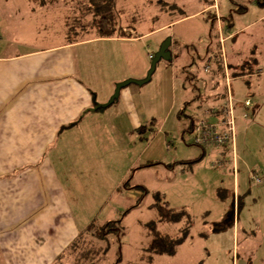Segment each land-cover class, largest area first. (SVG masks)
Returning <instances> with one entry per match:
<instances>
[{
  "label": "crops",
  "instance_id": "crops-1",
  "mask_svg": "<svg viewBox=\"0 0 264 264\" xmlns=\"http://www.w3.org/2000/svg\"><path fill=\"white\" fill-rule=\"evenodd\" d=\"M205 1L191 12L150 26L138 34L129 30V21H123L121 24L128 27L125 31L129 33L127 36L100 37L96 30L89 31L84 29L82 24L75 23L68 24L66 30L63 21L64 34H45L42 35L45 38H55L37 43L33 40L36 35L31 32L28 39L15 42L14 48L9 49L5 44L9 43L12 35L7 40L0 31V264H69L70 260L74 262L75 256L70 251V246L88 227V222L78 221L74 214L85 213L88 207H92L90 210H94L93 212H100L106 202L111 201L107 211L109 214L105 216L108 219L105 221H109L115 220V214L123 209L124 212L147 204L143 202L145 192L140 191L145 188L143 179L135 184L139 186L137 190L125 182L131 171L133 176L136 173L137 157L128 167L122 168L118 178H115L117 181L114 182L118 186L117 189L113 191L110 188L108 194L102 192V185L96 184L100 192H94L95 195L90 196L85 194L83 197L70 182L105 181V136L116 138L119 135L118 144L121 143L125 152L135 148L138 143L142 146L140 154L145 153L147 147H152L153 132L148 126L141 86L131 83L121 89L118 99L107 106L108 108H92L110 98L116 83L129 78L145 77L150 64L145 63L143 56L140 64H135L139 57L135 53L134 45L141 43L140 47L143 48L142 42L146 37L162 28L171 27L175 22L184 21L188 16H199L214 9L215 17L212 19L216 20L219 26L217 44L220 50L224 49V44L233 36L230 22L225 21L227 30L220 32V28L224 27L217 13V0ZM260 18H264V13H261L256 21H260ZM21 22L19 19L18 23ZM253 25L254 22L246 23L234 33L236 35L243 32L241 43L250 48V54L254 57L247 56L243 62L241 59L240 63L236 61L235 64H229L227 53L225 60L222 59V64H227L229 70L230 88L234 97V157L228 150L231 147H200V156L208 158L211 168H216L220 173L217 177L219 183L225 185L217 186V190L223 194L227 189L226 185H231V229L235 239L240 230V212H244L241 231L245 230V224L242 223L247 219L245 214L247 211L251 212L245 195H242L245 186L251 187V196L253 188L258 187L259 190L255 192L253 199L264 202V146L255 143L250 144L254 146L252 147L246 141L252 130L253 118L256 122L258 114L264 115V64H259L264 61V56L261 57L264 54V42L261 40L264 37V29L262 32L258 29L245 36L244 32ZM1 28L4 29L3 26ZM35 30L40 32L38 27ZM57 37L61 39L57 40ZM18 38L20 37H15V40ZM254 39L256 45L252 44ZM202 41L209 44L211 39L204 36ZM115 43L131 45L129 52L121 54L114 50L115 57L109 54V44ZM94 47L96 49H93ZM144 49L147 50L146 47ZM189 51L188 49L187 52ZM149 54L151 53L148 52L147 59H150ZM209 54L214 52L209 51ZM118 58L129 64H115L114 61ZM130 58L134 63H130ZM167 63L173 64L171 60ZM250 67L255 72L247 73ZM204 75L198 82L204 87L200 92L208 97L213 95L211 99L216 98L222 89L213 82L215 74L211 71ZM237 79L245 84L244 88H240V92L233 90V82ZM220 100H212V104H201L199 108H194V112L187 106L185 111L193 115L202 107L215 105L216 102L220 103ZM246 100H250L252 105L245 106ZM179 114L181 115V109ZM245 114H248V117H244ZM181 117H184L186 124V116ZM190 125L191 122L185 125L182 132ZM157 133L162 140L169 137L167 132L163 135L161 128L157 129ZM166 141L169 146L173 144L171 139ZM121 156L119 153V157ZM190 160L193 159L181 158L173 162L168 161L166 165L172 167L176 163L189 164ZM221 160L225 161L223 167L214 166L213 163ZM148 162L143 165H152ZM254 170L261 173L263 179L260 184L251 182V173ZM225 175L230 176L226 181ZM107 176L109 178L111 175ZM144 190L147 191L146 188ZM152 205L149 203L148 206L153 208ZM225 217L222 213L219 220L223 221ZM252 250L253 248L250 252Z\"/></svg>",
  "mask_w": 264,
  "mask_h": 264
},
{
  "label": "rangeland",
  "instance_id": "rangeland-1",
  "mask_svg": "<svg viewBox=\"0 0 264 264\" xmlns=\"http://www.w3.org/2000/svg\"><path fill=\"white\" fill-rule=\"evenodd\" d=\"M114 1L115 8L121 6L125 9L123 14L115 11L116 19L120 23L129 21L131 23L129 30L134 34L141 33L150 26L176 18L181 14L191 12L197 9L198 5L206 2L205 0ZM260 1H263V3H258L257 0H217V13L221 17L220 22L224 27L220 28V32L227 30L225 21L230 22V31L233 32V36L224 44V49H221V59L225 60V53H227L229 64H235L236 61L240 63L241 59L243 62L247 56L248 58L254 57L250 54V48L243 46L241 43L243 32H238L239 34L235 35V31L241 29L246 23L254 22L255 25L246 30L244 35L249 36L258 29L262 32L264 18H260L262 21H256L261 13H264V0ZM82 4L80 0H49L46 4L41 3L40 0H0V31L3 32L4 38L7 40L12 35L9 43L5 45L9 49H13L16 43L22 41L21 39H28L31 32L36 35L33 40L37 43L54 39L55 37L45 38L42 35L51 32H55L54 34L57 35L62 32L63 24H66L65 28L67 30L68 24L71 22L75 25L82 24L83 28H87L89 31L95 30L86 23L94 17V12H84L81 16ZM239 6L241 9L237 10ZM214 14L213 9L208 13L198 14L199 16H188L184 21L175 22L171 27L162 28L163 30L160 29L146 37L142 42L143 48L140 47L141 43L133 46L139 57L135 64H140L141 56H143L146 64H150L151 59L146 57L148 52L154 55L161 43L170 37L172 42L169 49L173 64L170 65L167 63L168 61L161 59L157 63L150 81L141 85L142 98L148 115V126L151 128L150 131L153 132L152 147H147L146 152L140 154L142 146L138 143L135 148L132 147V149H127L125 152L121 143L118 144L119 135L116 138L105 136L103 139V145L105 146L104 168L106 172L103 179L105 181L81 180L70 182L72 187L79 191V194L81 193L83 197L85 194L90 196V194L95 195L94 192H100V189L97 190L96 184L102 185V192L108 194L111 189L113 191L117 189L118 186L114 182L117 181L115 178H118L117 175L122 168L128 167L135 157L138 159V164L135 166L137 167L135 175L133 176V171H131L125 182L128 186H134V189L137 190L139 186L135 184L143 179L147 191L144 190L145 188L140 191L145 192L143 202H147V204L141 208L124 212L123 209L115 214L113 219L121 220L120 224L117 223L122 228L120 235L115 231H111L106 235V238L95 241L92 235L87 234L86 238L84 237L85 240H91L88 242L90 244L97 242L99 246H108V252L99 258L98 264H264V202H260V199L256 201L253 199L259 188H253V196H251V187L249 188L247 185L242 192V195H245L247 199L246 204H248L251 212L247 211L245 214L247 219L242 222L245 224L243 228L245 230L243 231H241V218H243L244 212H240V230L236 233L238 237L235 239L234 232L231 229L233 224L231 185L227 184L225 193L220 195L217 186L225 185L219 183L217 179L220 174L218 170L211 168V162L208 161L207 157L200 156L202 149L199 146L187 143L180 137L185 125L190 123L189 119L185 118L187 120L185 124L184 117L179 114L180 109L182 111L188 106L194 112L193 110L198 107L197 105H206L211 100H215L213 97V99L210 98L213 95L208 97L200 93L196 85L197 80L205 76L204 73L213 71L211 68L206 72V64L210 62V64H214L213 68H216L219 62H213L216 59L214 54H209L205 60L209 47V51L219 52L217 51L219 47L217 44L219 26L217 21L212 19L215 17ZM19 19L22 20L21 23H18ZM37 27L40 32L35 30ZM47 31L48 33H45ZM87 33L85 32V34ZM62 34L64 33L62 32ZM204 36L211 39L209 44L202 41ZM15 37L20 38L15 40ZM57 38V40L61 39ZM261 40L264 42V37ZM252 44L256 45L255 39ZM114 45L109 44L108 46L109 54L114 57V50L126 54L131 47V45H121L120 43ZM145 47L147 50L144 49ZM93 49H96V47ZM188 49L189 52H187ZM130 55H132V52H130ZM263 56L264 54L261 55V57ZM114 62L115 64H129L127 61H121V58L116 59ZM100 63L109 64L106 62ZM130 63H134L131 58ZM262 63L264 64V61L259 62V64ZM226 73L227 76L223 77L222 72H218L221 89H224V80L226 84L228 82L230 85L229 70ZM233 85V90L237 89V92H240V88H244L245 84L237 79L233 82ZM200 88V90H204L202 85ZM250 104L252 105L251 101ZM215 105H219V103L216 102ZM205 107L207 106L202 108ZM197 113L196 111L194 114L197 115ZM253 116L254 114L252 118ZM252 121V130L250 129L246 141L252 147L254 146L250 144L255 143L264 146V115L258 114L256 122L255 118ZM158 128L162 129L163 135L167 132L169 137L166 140H172L173 144L170 148L167 147L168 142L157 135ZM234 129L236 133V119ZM146 135L150 138L148 133ZM119 153H121V157H119ZM198 157L199 159L189 164L176 163L172 167L166 165L168 161L173 162L181 158L184 160L196 159ZM257 157L259 156L257 155ZM147 162H151L152 165L144 166L143 164ZM107 175L111 176L108 178ZM228 176L225 175V181L230 178ZM121 188H124L123 185H121ZM216 190L217 193H215ZM156 194L160 196L161 203L167 201V203L169 202L168 205L174 210L185 211L186 215L180 222L171 223L159 219L157 210L148 206L149 203L153 204L156 201ZM240 201L242 203V200ZM110 204L111 201L106 202L104 209L101 208L100 212L97 213L90 210L92 207H88L85 213L74 215L78 221L88 222V225L94 223L95 226H98L108 220L105 216L109 214L107 211ZM252 211H255V213H252ZM222 213L226 215L223 221L219 220ZM149 221L156 225L162 235L170 237L184 236L186 237L185 242L177 245L175 253L171 255L149 252L146 249L150 240V234L146 227ZM251 248H253L252 252H250ZM118 257L120 258L119 261Z\"/></svg>",
  "mask_w": 264,
  "mask_h": 264
},
{
  "label": "trees",
  "instance_id": "trees-1",
  "mask_svg": "<svg viewBox=\"0 0 264 264\" xmlns=\"http://www.w3.org/2000/svg\"><path fill=\"white\" fill-rule=\"evenodd\" d=\"M49 0H40L41 3H48ZM77 1V0H75ZM258 3H263V1L257 0ZM82 2V9H81V16H83L84 12L90 13L94 12V17L90 20H88L86 23L94 28L98 35L100 37H110V36H127L129 33L125 32L126 29L130 26L131 24L128 25V27L123 26L119 20L116 19V12L117 13H125L121 6L120 8H115V1L114 0H80ZM241 7L239 6L237 10H240ZM120 10V11H119ZM116 11V12H115ZM213 23V21H212ZM70 24H73L72 22ZM219 52H214V56L216 57L215 61H219L216 65V68H213V73L215 74L216 78L213 79V82L220 86L221 83L218 78V72L223 74L224 77V71H223V64H222V59H221V50L217 49ZM209 54V50L207 51V54ZM153 56V55H152ZM152 59V58H151ZM172 61V57L170 59ZM169 60V61H170ZM227 67V64H226ZM228 69V68H227ZM251 69V70H250ZM249 71L247 73H252L255 71H252V68L250 67ZM233 75V72L231 73ZM236 75H240L239 73H236ZM200 79L197 80V88H199L200 92V87L199 85H202V83L198 84ZM202 91V90H201ZM222 91H224L222 93ZM201 93V92H200ZM226 96V82L224 84V89H222L218 96L214 98L215 100L213 101H219L220 99L224 98ZM221 101V100H220ZM212 103V100L210 101ZM209 104V103H207ZM186 105V104H185ZM201 104L197 105L199 108ZM202 106V105H201ZM181 115L186 116L190 120V122L193 120V115L189 113L188 111L186 112L185 109L181 111ZM198 158L193 159L188 161V163L195 162ZM219 194L221 195L222 192L220 191ZM160 196L156 194V201L153 203L152 207L155 208L159 214V219L161 221H166V222H171V223H176L180 222L183 217L186 215L184 210H174L171 208L167 201L161 203L160 202ZM121 220L116 219V220H109L106 221L103 224H100L98 226H95L94 223L91 225H88L86 231L82 234H80L76 240L73 242L72 246H70V251L73 253L75 256L74 262L73 260H70L69 264H98L100 261V257L105 255L108 252V246H99L97 242L90 244L88 243L91 241L90 239H86V235H92V237L95 240L98 239H104L106 238V235L110 233L111 231H115L118 235L121 234L122 228L119 225ZM119 223V224H117ZM148 228V232L150 234V241L148 243V247L146 248L149 252L155 253V254H174L176 251L177 245L182 243L186 237L184 236H179V237H169V236H164L162 235L159 230L157 229L156 225L151 223L149 221L146 224ZM85 237V238H84ZM118 261L120 258H117Z\"/></svg>",
  "mask_w": 264,
  "mask_h": 264
},
{
  "label": "built area",
  "instance_id": "built-area-1",
  "mask_svg": "<svg viewBox=\"0 0 264 264\" xmlns=\"http://www.w3.org/2000/svg\"><path fill=\"white\" fill-rule=\"evenodd\" d=\"M151 59L152 54L148 55ZM205 71H209L213 64H206ZM226 64H223L224 76H227ZM226 80L228 81L227 77ZM226 82V81H225ZM226 96L222 98L219 105H210L198 111L197 115L193 114V120L190 127L185 129L181 138L192 145L201 148H229V152L234 157V139H235V113H234V97L231 92L230 85L226 84ZM245 106H251L250 100L244 102ZM190 113V112H189ZM248 116V114H245ZM170 148V146H167ZM216 167H223L225 161H216L213 163ZM251 182L253 184H260L262 182L261 173L257 170L251 173Z\"/></svg>",
  "mask_w": 264,
  "mask_h": 264
},
{
  "label": "water",
  "instance_id": "water-1",
  "mask_svg": "<svg viewBox=\"0 0 264 264\" xmlns=\"http://www.w3.org/2000/svg\"><path fill=\"white\" fill-rule=\"evenodd\" d=\"M170 44H171V38L170 37L166 38L161 43V45L159 46V49L155 52V54L153 55V57L150 61V66H149L144 78H141V79L129 78V79H126L124 81L116 83L114 91H113L112 95L110 96V98L107 100V102L98 103L92 109L105 108V107L111 105L115 100L118 99L121 89L123 87L131 84V83H134L138 86H141V85L147 83L148 81H150L151 76H152V74L156 68L157 63L161 59L166 60V61H169L171 59L172 56H171V52L169 49Z\"/></svg>",
  "mask_w": 264,
  "mask_h": 264
}]
</instances>
